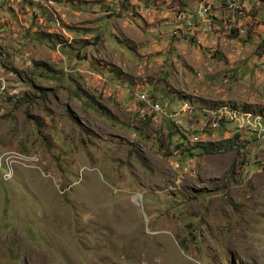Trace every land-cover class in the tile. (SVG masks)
<instances>
[{"label": "rangeland", "instance_id": "rangeland-1", "mask_svg": "<svg viewBox=\"0 0 264 264\" xmlns=\"http://www.w3.org/2000/svg\"><path fill=\"white\" fill-rule=\"evenodd\" d=\"M146 1L0 0V264H264V0Z\"/></svg>", "mask_w": 264, "mask_h": 264}, {"label": "built area", "instance_id": "built-area-1", "mask_svg": "<svg viewBox=\"0 0 264 264\" xmlns=\"http://www.w3.org/2000/svg\"><path fill=\"white\" fill-rule=\"evenodd\" d=\"M223 2H225V0H222ZM238 1L235 2H227V8L229 10L232 11V6H237ZM170 7H178L177 5H172ZM156 9V7H155ZM204 11V17H213V19H215V15H209V8L206 10H202ZM238 18V14L234 13V19ZM218 20L220 23H223L224 25L229 26V20L232 19H224V17H222V19H215ZM188 25H200L197 24V16L196 18L193 20L192 23H189ZM234 33L240 35V34H245V31H237V30H232ZM142 95V94H141ZM189 107H195L193 105V103H189ZM159 110H166V117H159ZM151 113L152 115H154V117H159V118H163L164 120H166V118H174L177 119V110H170V101H165V102H157V108H151ZM207 114H215L216 115V111L213 110V108H211V106H203L202 111L197 115V117L191 118L195 121H197V124H195L196 126L194 127L197 128L198 126H203V123L205 122V115ZM223 124H230L227 121V116L225 118V121ZM252 129V137H258L260 135H262L264 133V130H257V122H252L251 121V126H249ZM216 129H223V126L220 127H216ZM192 138H195L194 136V130L192 132Z\"/></svg>", "mask_w": 264, "mask_h": 264}, {"label": "crops", "instance_id": "crops-1", "mask_svg": "<svg viewBox=\"0 0 264 264\" xmlns=\"http://www.w3.org/2000/svg\"><path fill=\"white\" fill-rule=\"evenodd\" d=\"M159 1L161 2V1H164V0H147L146 1V5L147 6H150V8H152V5L158 3ZM176 1H179L180 2V3L179 2L178 3L181 5V7L185 8L190 13H192L193 15L196 16L197 15V12L196 11H198L204 4H206V3H213V4H215V1L216 0H176ZM191 6L193 8H191ZM181 7L179 6V8H181ZM195 7L196 8L198 7V8L196 9ZM194 9H196V10H194ZM190 10H194V11H190ZM168 13L171 14V15H169L170 17H173V16L176 15V13L172 11V9L170 10V12L168 11ZM151 14H153L154 16L156 15L157 17L160 16V17H162L164 19H167V18H165V16H163L162 13H160L159 16L157 15V13H151ZM192 14H190V15H191L192 19H194L195 16H193ZM169 19H171V18H169ZM197 19H198V17H197ZM150 21H154V17ZM157 26H158V23H157Z\"/></svg>", "mask_w": 264, "mask_h": 264}, {"label": "bare ground", "instance_id": "bare-ground-1", "mask_svg": "<svg viewBox=\"0 0 264 264\" xmlns=\"http://www.w3.org/2000/svg\"><path fill=\"white\" fill-rule=\"evenodd\" d=\"M236 1H237V0H236ZM233 2H235V1H233ZM183 10H184V9H183ZM232 10H234L235 12H237L238 16H240V17H241L242 14L245 13L244 8H243V5L240 4V3H238L237 6H232ZM186 11L189 12L188 10H186ZM189 14H192V13L189 12ZM199 14H200V16L202 17V20H203V21H206V19H205V17H204V14H203V11H202V10L199 11ZM192 15H193V14H192ZM193 16H195V15H193ZM194 27H195V26L190 25V28H194ZM227 27H228V29H229L230 31H232V30H239V29L242 28V26H240V27H236L235 24H234L233 22H229V26H227ZM206 30H208L207 27L205 28V31H206ZM241 31H244V30L241 29ZM179 32H180V31H179ZM245 33H246V32H245Z\"/></svg>", "mask_w": 264, "mask_h": 264}, {"label": "trees", "instance_id": "trees-1", "mask_svg": "<svg viewBox=\"0 0 264 264\" xmlns=\"http://www.w3.org/2000/svg\"><path fill=\"white\" fill-rule=\"evenodd\" d=\"M224 6H225V4H224V2L221 4V6H219L218 8H216V6L214 5V7H215V10H216V15H215V18H216V16H220L221 14H222V8H224ZM215 20V19H214ZM229 34H236V33H234L233 31L232 32H230ZM152 98H155V97H153L152 96ZM156 102H165V100H161V99H158V98H156ZM144 103V102H143ZM171 105H172V108H174V104L171 102ZM166 120H170V119H168V118H166ZM171 124L173 125H177L178 126V124L176 123V122H174V121H172L171 122ZM223 129H226V128H223ZM197 144H203V148L208 152V153H210V152H213V151H215L216 149L215 148H213V146H212V144H205V143H196V145ZM202 147V146H201Z\"/></svg>", "mask_w": 264, "mask_h": 264}, {"label": "clouds", "instance_id": "clouds-1", "mask_svg": "<svg viewBox=\"0 0 264 264\" xmlns=\"http://www.w3.org/2000/svg\"><path fill=\"white\" fill-rule=\"evenodd\" d=\"M10 175H6V177H9Z\"/></svg>", "mask_w": 264, "mask_h": 264}]
</instances>
